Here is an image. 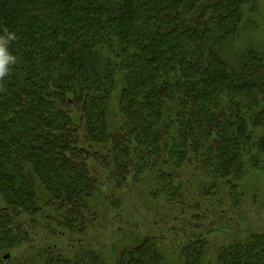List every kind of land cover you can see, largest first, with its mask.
<instances>
[{
    "label": "trees",
    "instance_id": "16d2710c",
    "mask_svg": "<svg viewBox=\"0 0 264 264\" xmlns=\"http://www.w3.org/2000/svg\"><path fill=\"white\" fill-rule=\"evenodd\" d=\"M252 2L0 0L18 59L0 90V264H167L159 228L120 231L109 259L88 243L103 177L116 197L151 181L170 214L199 177L195 221L238 204V182L264 167V47L243 33L249 16L259 27ZM29 218L51 240L34 242ZM184 222L171 236L183 264H264V233L212 248L205 225Z\"/></svg>",
    "mask_w": 264,
    "mask_h": 264
},
{
    "label": "rangeland",
    "instance_id": "374dc122",
    "mask_svg": "<svg viewBox=\"0 0 264 264\" xmlns=\"http://www.w3.org/2000/svg\"><path fill=\"white\" fill-rule=\"evenodd\" d=\"M255 3L260 10V14L256 16L259 27L254 35V32L251 31V16H249L244 25V39L252 35L257 40V45L264 47V0H253L252 5ZM112 104L118 105L117 96L112 100ZM79 135L80 138L84 136V131H80ZM104 180L103 177L102 187L99 189L101 192H96L89 199L90 205L95 209L93 213H97L98 221L93 225L88 224L87 241L94 249H98L99 252L102 251L107 259L112 257L113 244L128 235L127 233L121 234L120 231L127 232L129 228H134L138 232V236L142 238L148 233H155L159 228L167 231L163 238L164 247L168 250L165 255L167 264H183L181 255L175 249L171 237L174 230L178 231L183 219H185L184 224L186 226L189 222L193 225L196 223L205 225V232L211 231L209 239L212 242V248L220 245L225 246L233 240L244 239L249 233H264V167L260 171H250L238 182L240 195L238 204H235V200L230 197H227L221 204L220 201H217L213 209L217 219L213 220L211 212V217L204 222L195 221L192 208L188 206L190 202H197L196 199H192L194 196L203 195L202 190L197 191V188L202 185L198 183H202V179L199 177L192 180L193 185L184 184L182 191L185 190V206L177 207L174 214L165 210L163 201L158 212V206L160 207L158 203L161 200L157 203L150 200L149 190L152 183L149 180H143L131 186L129 194L121 197L113 196L111 185ZM191 187L192 190H190ZM102 188L103 190L107 189V193H104ZM203 189L206 190V187L204 186ZM107 200L112 202V206L106 207L104 205ZM224 209L225 212H222ZM161 211H164L163 215H160ZM49 226L50 224L44 219L29 218L24 224V230L27 233L35 234L34 242L40 243L43 237L51 240L52 228H48ZM65 243L66 239L61 238L59 240L60 245ZM25 246L26 244L22 248L13 250L12 256H20V258L27 256ZM215 252L216 249H212V253ZM9 254L11 255V253Z\"/></svg>",
    "mask_w": 264,
    "mask_h": 264
},
{
    "label": "clouds",
    "instance_id": "9594fccd",
    "mask_svg": "<svg viewBox=\"0 0 264 264\" xmlns=\"http://www.w3.org/2000/svg\"><path fill=\"white\" fill-rule=\"evenodd\" d=\"M16 39L14 33H10L5 29V34L0 36V90L3 89V84L18 63V59L11 53L10 45Z\"/></svg>",
    "mask_w": 264,
    "mask_h": 264
},
{
    "label": "water",
    "instance_id": "95a60500",
    "mask_svg": "<svg viewBox=\"0 0 264 264\" xmlns=\"http://www.w3.org/2000/svg\"><path fill=\"white\" fill-rule=\"evenodd\" d=\"M7 258V257H6Z\"/></svg>",
    "mask_w": 264,
    "mask_h": 264
}]
</instances>
